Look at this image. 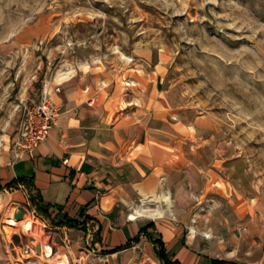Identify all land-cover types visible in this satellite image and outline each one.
Segmentation results:
<instances>
[{"label":"rangeland","instance_id":"1","mask_svg":"<svg viewBox=\"0 0 264 264\" xmlns=\"http://www.w3.org/2000/svg\"><path fill=\"white\" fill-rule=\"evenodd\" d=\"M76 70L126 71L116 96L134 73L143 89L158 84L192 154L214 160L192 224L201 219L221 256L264 264V0H0V162L23 156L25 113ZM72 224L29 192L1 189L0 264H87L96 236ZM75 225L82 231L67 237Z\"/></svg>","mask_w":264,"mask_h":264},{"label":"crops","instance_id":"2","mask_svg":"<svg viewBox=\"0 0 264 264\" xmlns=\"http://www.w3.org/2000/svg\"><path fill=\"white\" fill-rule=\"evenodd\" d=\"M126 73L61 77L62 90H51L60 112L48 138L33 155L0 162V186L15 181L10 189L37 195L42 212L91 226L96 249L87 264H163L151 237L181 264H242L220 255L226 250L203 236L201 219L192 224L214 160L192 154L189 128L174 120L153 80L143 89L134 73L128 92L116 96L117 76ZM81 231L75 225L65 234Z\"/></svg>","mask_w":264,"mask_h":264},{"label":"built area","instance_id":"3","mask_svg":"<svg viewBox=\"0 0 264 264\" xmlns=\"http://www.w3.org/2000/svg\"><path fill=\"white\" fill-rule=\"evenodd\" d=\"M60 92L61 86H46L43 96L39 103L25 113L19 128L18 139L16 141V149L18 155H33L36 148L44 142L53 128L54 123L59 116L60 106L52 98V91ZM24 192L27 191L22 185ZM28 205L31 206L29 201Z\"/></svg>","mask_w":264,"mask_h":264},{"label":"trees","instance_id":"4","mask_svg":"<svg viewBox=\"0 0 264 264\" xmlns=\"http://www.w3.org/2000/svg\"><path fill=\"white\" fill-rule=\"evenodd\" d=\"M23 179H24L23 177H19V181H23ZM14 183L15 181L11 182L10 184L7 185V187L8 188L12 187ZM3 188L4 187L0 186V190ZM32 199L34 200L35 204L41 209L37 195H32ZM69 222L74 224L72 220H70ZM151 240L155 246L158 257L160 258L163 264H181L179 261L173 260L172 257L169 256V254L167 253L164 247V243L160 239L151 237ZM211 264H230V263L221 259H213Z\"/></svg>","mask_w":264,"mask_h":264},{"label":"bare ground","instance_id":"5","mask_svg":"<svg viewBox=\"0 0 264 264\" xmlns=\"http://www.w3.org/2000/svg\"><path fill=\"white\" fill-rule=\"evenodd\" d=\"M19 210V209H18ZM14 212V211H13ZM14 214V213H13ZM26 215V214H25ZM25 215H24V217H25ZM23 217V218H24ZM11 221H13L14 222V220H15V218L11 215ZM26 219V218H25ZM24 222H22V224H23ZM21 224V223H20ZM19 224V225H20ZM39 246H40V244H39ZM45 246V245H44ZM49 246V245H48ZM46 249V248H45ZM41 252V246H40V250H39V253ZM37 253H38V251H37ZM52 253V249L51 248H47L46 249V252H45V254L47 255V256H49L50 254ZM67 260H68V258L66 257V258H64V259H62V260H60V262L62 263V264H68V262H67Z\"/></svg>","mask_w":264,"mask_h":264},{"label":"water","instance_id":"6","mask_svg":"<svg viewBox=\"0 0 264 264\" xmlns=\"http://www.w3.org/2000/svg\"><path fill=\"white\" fill-rule=\"evenodd\" d=\"M19 211L15 213V218L20 220L24 217V214L26 213V209L22 206H18ZM38 250H40V246H37ZM61 264V263H59Z\"/></svg>","mask_w":264,"mask_h":264}]
</instances>
